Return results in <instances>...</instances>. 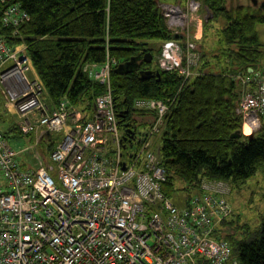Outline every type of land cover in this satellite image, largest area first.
I'll return each instance as SVG.
<instances>
[{
	"label": "built area",
	"instance_id": "built-area-1",
	"mask_svg": "<svg viewBox=\"0 0 264 264\" xmlns=\"http://www.w3.org/2000/svg\"><path fill=\"white\" fill-rule=\"evenodd\" d=\"M189 4L202 7L198 0ZM162 9L172 22L185 15ZM26 20L20 6L3 13V26L16 34ZM115 64L84 68L105 88L85 119L67 99L49 106L45 85L32 76L26 44L12 46L0 37V109L3 101L2 111L34 142L17 151L0 132V264H240L230 244L215 237L216 226L232 214L227 183L203 180L182 210L163 193L161 137L176 99L136 100L134 109L145 115L134 120L148 131L142 139L135 133L125 140L129 128L120 127L112 89ZM200 65L194 44H162L160 68L182 76L180 90ZM234 78L242 87L237 113L257 132L264 116V66ZM53 133L63 139L47 155L43 148Z\"/></svg>",
	"mask_w": 264,
	"mask_h": 264
},
{
	"label": "trees",
	"instance_id": "trees-1",
	"mask_svg": "<svg viewBox=\"0 0 264 264\" xmlns=\"http://www.w3.org/2000/svg\"><path fill=\"white\" fill-rule=\"evenodd\" d=\"M178 2L185 4L186 0H0V37L12 46L26 44L48 91L49 106L56 108L67 99L90 119L96 98L105 88L92 81L84 68L108 60L117 63L111 72L117 111L128 112L125 119L119 118L122 130L127 126L137 135L134 117L145 112L134 109L136 100L176 99L161 137V162L167 174L162 189L169 200L178 191V181L196 194L203 180L240 185L264 165V116L262 129L252 139L243 133L244 120L237 113L242 87L234 78L247 68L262 67L264 44L257 27L264 25V10L253 0H202L203 10L212 16L199 43L218 38L220 48L217 52L203 49L197 75L180 90L182 76L155 66L156 50L150 48L180 39L169 31L162 10V5ZM10 6H20L28 15L18 34L3 26V13ZM219 20L226 26L210 34ZM147 53L153 55L151 63L141 60L137 72L117 73L121 64ZM141 71L159 72L160 78L143 80ZM16 130L14 124L6 132ZM238 131L241 137L232 138ZM55 147L52 140L43 151L48 155ZM232 215L216 226L215 237L230 244L240 264H264V219L255 233L235 228V234H224L225 228L234 227Z\"/></svg>",
	"mask_w": 264,
	"mask_h": 264
},
{
	"label": "rangeland",
	"instance_id": "rangeland-1",
	"mask_svg": "<svg viewBox=\"0 0 264 264\" xmlns=\"http://www.w3.org/2000/svg\"><path fill=\"white\" fill-rule=\"evenodd\" d=\"M190 0H186L185 4L178 2V4H164L162 8L167 7L168 9L177 8L185 13L183 18H180L178 22H172L169 18H165L167 22V27L169 31L174 35H180V39L170 40V41H179L182 44H186V42H190L195 45V51H198L201 55L203 53V49L208 50H216L218 51L219 40H213L211 38L206 39L205 45H202L199 42H203L204 36V25L210 20L212 14L210 11H205L201 7V9H195L192 5L189 4ZM201 3L202 0H198ZM236 5L235 3H233ZM250 4V3H249ZM163 10V9H162ZM226 26V22L224 20H219V22L215 23L210 29V34L213 33L215 35L216 31L219 27ZM258 32L260 33L261 42L264 44V25H259L257 27ZM209 34V35H210ZM205 40V39H204ZM162 44V43H161ZM161 44L151 45V49L154 52V65L160 66V56H161ZM16 46V45H14ZM18 46V45H17ZM160 46V49H159ZM159 52H158V49ZM187 49V45H185V50ZM262 67L264 66V51L262 58ZM4 108V102L1 101V109ZM6 114V113H3ZM2 114V115H3ZM136 117V116H135ZM7 118V117H6ZM264 119V118H263ZM3 120V119H2ZM0 119V132L5 133L8 143L15 150H20L24 148H29L34 145V142L27 137H24L18 130L15 132L7 133L9 127L11 125L16 124V118L14 116H9L8 120L2 121ZM138 122V121H137ZM261 127L257 130L260 131ZM245 125H243L242 131L244 133ZM137 137L138 139H142L144 135H146L148 131V127L138 122L137 124ZM252 130V129H251ZM7 131V132H6ZM254 132V133H257ZM253 134V133H252ZM251 135V134H250ZM246 135V136H250ZM54 142H60L63 139L62 133H53L52 134ZM136 147V145H135ZM227 187L229 189L228 200L233 208V215L230 218L231 222L234 223V227L230 226L225 228L223 233H231L235 234V228L246 229L249 233H255L258 227L261 225L264 219V165L259 168L258 173L255 177L250 179L249 181L242 183L240 185H233L227 183ZM176 188L178 191L174 194V197L170 200L174 205L179 208H184L187 204L188 199L191 197V191L186 190V186L178 181Z\"/></svg>",
	"mask_w": 264,
	"mask_h": 264
},
{
	"label": "water",
	"instance_id": "water-1",
	"mask_svg": "<svg viewBox=\"0 0 264 264\" xmlns=\"http://www.w3.org/2000/svg\"><path fill=\"white\" fill-rule=\"evenodd\" d=\"M255 6H260L264 10V2L259 4L258 0H253ZM143 60L145 63H151L153 61V55L151 53H147L145 56H137L132 58L130 62H127L126 64H121L117 68V73L120 74H129L134 73L139 70V62ZM141 78L143 80H151L155 77L160 78L159 72H153V71H141L140 72ZM128 112L121 113L119 116L122 119H125ZM127 136L125 137V140L130 139L133 140L134 138V132L131 129L126 130ZM242 132L238 131L236 134L232 136V138L239 139L241 137ZM256 133L251 134L249 137L252 139Z\"/></svg>",
	"mask_w": 264,
	"mask_h": 264
},
{
	"label": "crops",
	"instance_id": "crops-1",
	"mask_svg": "<svg viewBox=\"0 0 264 264\" xmlns=\"http://www.w3.org/2000/svg\"><path fill=\"white\" fill-rule=\"evenodd\" d=\"M32 76H34V77H39L35 69L33 70ZM3 109H4V108H3ZM0 111H1V113L3 112L2 109H0ZM3 113H6V114H4V118L1 117V120H2V119H3V120H6V119L8 120V117H9V116H13L12 114H10V113H8V112H3ZM6 117H7V118H6ZM244 134H245V133H244ZM245 135H250V134H245Z\"/></svg>",
	"mask_w": 264,
	"mask_h": 264
},
{
	"label": "bare ground",
	"instance_id": "bare-ground-1",
	"mask_svg": "<svg viewBox=\"0 0 264 264\" xmlns=\"http://www.w3.org/2000/svg\"><path fill=\"white\" fill-rule=\"evenodd\" d=\"M244 133L245 134H252V130L251 128L249 127V125H246L245 128H244Z\"/></svg>",
	"mask_w": 264,
	"mask_h": 264
}]
</instances>
